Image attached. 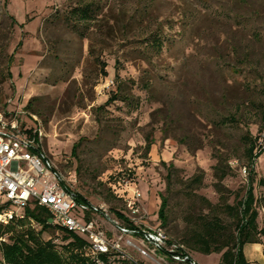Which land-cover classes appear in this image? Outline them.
<instances>
[{
    "label": "rangeland",
    "instance_id": "rangeland-1",
    "mask_svg": "<svg viewBox=\"0 0 264 264\" xmlns=\"http://www.w3.org/2000/svg\"><path fill=\"white\" fill-rule=\"evenodd\" d=\"M4 4L0 103L31 105L44 150L74 191L114 211L125 205L113 194L126 184L137 188L144 225H160L195 263L219 264V254L193 253L182 240L202 215L218 213L230 223L223 206L236 205L249 188L241 168L246 138L258 137L264 111V0H9L7 10ZM87 4L93 18L76 28L70 11ZM156 35L162 49L152 44ZM219 161L227 172L220 188ZM201 172L203 184L192 186ZM263 176L264 154L255 164L258 199ZM160 195L170 200L166 227ZM258 211L264 229L262 204Z\"/></svg>",
    "mask_w": 264,
    "mask_h": 264
},
{
    "label": "built area",
    "instance_id": "built-area-1",
    "mask_svg": "<svg viewBox=\"0 0 264 264\" xmlns=\"http://www.w3.org/2000/svg\"><path fill=\"white\" fill-rule=\"evenodd\" d=\"M260 144L264 151V132ZM241 173L249 181L246 167ZM71 184L46 154L38 118L12 100L0 103V224L25 218L27 208L37 204L49 211L54 227L88 242L87 257L95 264H105L103 255L111 264H192L184 247L172 243L160 225H144L137 188L126 184L122 194L116 191L125 205L118 216ZM7 242L8 236H0V253Z\"/></svg>",
    "mask_w": 264,
    "mask_h": 264
},
{
    "label": "trees",
    "instance_id": "trees-1",
    "mask_svg": "<svg viewBox=\"0 0 264 264\" xmlns=\"http://www.w3.org/2000/svg\"><path fill=\"white\" fill-rule=\"evenodd\" d=\"M8 2L9 0H5L4 7L6 10ZM93 9L92 4L73 8L70 11V23L78 28V22L86 23L90 21L93 18ZM12 20L16 22L14 19ZM152 44L162 49L163 42L160 35H156ZM12 59L13 56L9 59V69ZM117 98V95L111 97L107 104L117 100ZM30 108L31 105L29 104L26 107V111L30 115L36 116L28 111ZM263 132L264 111L258 137L254 139L252 137L246 138L245 157L247 163L242 165L249 171L250 185L246 195L234 206L227 204L223 206V212L231 219L230 223L218 213H214L213 211L216 210V207H213L209 201L205 200L208 205L207 208L213 213L210 216H200L192 224L193 226L187 229L186 235L182 240L183 244L193 253L204 255L219 254V264H251L246 257L245 247L250 244L263 245L259 238L264 236V229H260L258 224V205L262 204L264 206V193L261 199H258L254 192L255 164L264 152L263 146L260 144ZM81 142L73 146L72 152L74 156H76ZM152 145L153 141L149 140L147 152L151 150ZM222 165L223 163L219 161L214 168L215 177L219 180V185H217L219 188L222 186L221 182L227 177V172L222 168ZM203 176V172L196 175L190 184L192 186L202 185ZM171 179L172 175L170 173L167 176V191L170 190ZM111 180L112 184L121 181L114 177ZM258 185L264 190V176L258 181ZM113 196L117 201L123 202V199L116 193ZM160 198L159 219L161 225L166 227L169 222L170 200L168 195H160ZM113 210L118 216L121 215L120 208ZM50 220L51 215L47 209L33 204L32 207L27 208L25 218L15 220L8 225L0 224V236H8V242L1 249L0 255L3 260L0 261V264H95L87 257L88 242L84 238L59 230L51 224ZM32 221L36 226H34ZM51 234H57L61 238L60 243L55 242ZM45 235H49L50 238L46 239ZM184 251L187 253L185 249ZM189 256L192 261L193 258L190 254ZM101 258L105 261V264H111L106 256L103 255Z\"/></svg>",
    "mask_w": 264,
    "mask_h": 264
},
{
    "label": "crops",
    "instance_id": "crops-1",
    "mask_svg": "<svg viewBox=\"0 0 264 264\" xmlns=\"http://www.w3.org/2000/svg\"><path fill=\"white\" fill-rule=\"evenodd\" d=\"M264 246L250 244L245 247V254L251 264H264Z\"/></svg>",
    "mask_w": 264,
    "mask_h": 264
},
{
    "label": "water",
    "instance_id": "water-1",
    "mask_svg": "<svg viewBox=\"0 0 264 264\" xmlns=\"http://www.w3.org/2000/svg\"><path fill=\"white\" fill-rule=\"evenodd\" d=\"M191 263L194 264V261H192Z\"/></svg>",
    "mask_w": 264,
    "mask_h": 264
}]
</instances>
